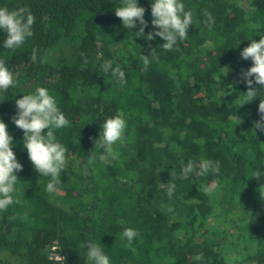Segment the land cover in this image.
I'll list each match as a JSON object with an SVG mask.
<instances>
[{"label":"trees","instance_id":"obj_1","mask_svg":"<svg viewBox=\"0 0 264 264\" xmlns=\"http://www.w3.org/2000/svg\"><path fill=\"white\" fill-rule=\"evenodd\" d=\"M180 2L193 22L187 39L166 51L163 38L146 39L158 31L153 0H137L148 22L143 37L135 34L139 21L128 30L115 16L123 0H0V8L35 18L33 36L16 49L4 48L0 29V61L14 80L0 91V120L23 165L13 194L19 202L0 210V264H49L54 241L66 264H87L80 245L88 243L110 264H264V132L253 131L264 87L254 84L256 99L242 106L248 88L241 73L252 61L240 57L264 36V0ZM153 49L145 71L142 55ZM106 61L125 72L123 85L112 69L103 73ZM37 87L69 121L54 132L67 149L55 194L45 190L50 178L35 171L12 120L15 100ZM117 114L126 129L124 142L113 145L115 159L89 165L90 155L102 154L94 147L103 121ZM201 159L218 161L219 173L177 180L169 198L171 172L190 160L198 168ZM242 212L247 222L234 219ZM124 228L139 234L131 247L121 240Z\"/></svg>","mask_w":264,"mask_h":264},{"label":"clouds","instance_id":"obj_2","mask_svg":"<svg viewBox=\"0 0 264 264\" xmlns=\"http://www.w3.org/2000/svg\"><path fill=\"white\" fill-rule=\"evenodd\" d=\"M145 8L138 5L137 0H123L122 6L115 10V16L118 17L126 29H134L139 21V31L136 36L143 37L144 30L148 27L145 20ZM151 23L158 31L147 34L146 39L152 41L155 37H161L165 41L161 47L166 51L173 50L178 39H187V33L193 22L191 11H185V5L180 0H153L151 4ZM208 20L211 16L206 13ZM34 16L26 9L9 11L7 8H0V29L7 33L4 41L5 49H16L21 46L27 38L33 36ZM209 27L211 25L209 24ZM150 57H155V49L151 55H142L144 70L150 65ZM240 57L244 60H251L252 66L241 73V77L246 81L247 92L244 94L245 102L251 103L256 99L257 89L254 84L264 87V36L259 41L252 40L249 46L240 52ZM31 60H37V51L33 50ZM112 69L111 61H106L102 65L103 73L107 74ZM111 75L117 78L121 85L126 80V74L121 67L112 69ZM254 77V80H253ZM14 84L13 73L0 61V91L7 89ZM17 114L12 120L17 128L24 133L23 144L30 162L41 177H49L45 190L49 194L57 192V185L60 184V174L67 165V149L56 142L55 130L69 126V121L57 107L54 97L44 87H37L32 94L23 95L21 99L15 100ZM241 106V107H242ZM259 114L261 119L255 122L253 126L254 134L256 129L264 132V100H260ZM126 122L122 114L110 116L102 123V131L99 139L95 140L94 149H101L102 154L97 158L90 155L88 164H93L97 159L101 164L108 165L115 159L113 145L116 142L123 143ZM13 137L8 132V125L0 120V210L6 211L8 206L18 203L14 200L13 194L16 192L18 176L16 173L23 170V165L17 160L13 151ZM182 163L179 174L174 170L171 172L172 179L167 183V195L172 197L176 188L177 180H186L190 176H205L210 172L218 174L220 171L219 162H213L208 159H201L199 166L193 161H188L186 165ZM261 171H254L253 178L260 179ZM262 189V187L260 188ZM212 189L205 187L204 192L210 194ZM262 199H264V189L259 190ZM171 211V209H169ZM123 224V221H120ZM138 232L132 228H124L121 240L127 239L128 246L131 247L133 240L138 236ZM80 247H86L87 252L84 255L87 264H110L109 257L102 249L94 244H82ZM196 260H202L203 254H198Z\"/></svg>","mask_w":264,"mask_h":264},{"label":"built area","instance_id":"obj_3","mask_svg":"<svg viewBox=\"0 0 264 264\" xmlns=\"http://www.w3.org/2000/svg\"><path fill=\"white\" fill-rule=\"evenodd\" d=\"M47 260L49 264H66L64 255L61 253L58 241L52 242L47 253Z\"/></svg>","mask_w":264,"mask_h":264},{"label":"rangeland","instance_id":"obj_4","mask_svg":"<svg viewBox=\"0 0 264 264\" xmlns=\"http://www.w3.org/2000/svg\"><path fill=\"white\" fill-rule=\"evenodd\" d=\"M247 4H248L247 2L244 3V6H246ZM249 217H250L249 212H242L239 215H235L234 219L237 221H242L244 223V222H247L249 220Z\"/></svg>","mask_w":264,"mask_h":264}]
</instances>
